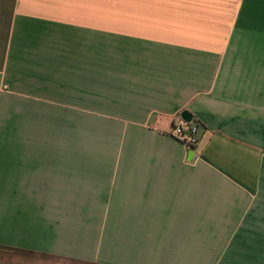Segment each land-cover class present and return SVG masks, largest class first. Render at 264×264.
<instances>
[{"label":"crops","instance_id":"obj_1","mask_svg":"<svg viewBox=\"0 0 264 264\" xmlns=\"http://www.w3.org/2000/svg\"><path fill=\"white\" fill-rule=\"evenodd\" d=\"M0 264H264V0H0Z\"/></svg>","mask_w":264,"mask_h":264},{"label":"built area","instance_id":"obj_2","mask_svg":"<svg viewBox=\"0 0 264 264\" xmlns=\"http://www.w3.org/2000/svg\"><path fill=\"white\" fill-rule=\"evenodd\" d=\"M200 125L194 121L186 122L179 118L168 132V135L184 146L186 149H194L200 141Z\"/></svg>","mask_w":264,"mask_h":264},{"label":"water","instance_id":"obj_3","mask_svg":"<svg viewBox=\"0 0 264 264\" xmlns=\"http://www.w3.org/2000/svg\"><path fill=\"white\" fill-rule=\"evenodd\" d=\"M180 116L186 122H190L192 120L191 115L185 111Z\"/></svg>","mask_w":264,"mask_h":264}]
</instances>
